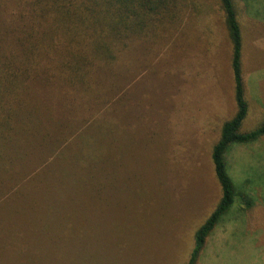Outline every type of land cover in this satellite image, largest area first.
Here are the masks:
<instances>
[{"label":"trees","instance_id":"trees-1","mask_svg":"<svg viewBox=\"0 0 264 264\" xmlns=\"http://www.w3.org/2000/svg\"><path fill=\"white\" fill-rule=\"evenodd\" d=\"M244 1L248 8L259 2L253 9L264 20V0ZM218 3L231 46L236 112L211 148L221 197L196 230L187 264L198 263L209 233L233 204L226 153L264 137V124L240 132L248 112L243 36L233 1ZM176 6L177 0H0V197L6 174L19 182L0 204L8 211L1 218L13 217L12 232L26 227L23 237L45 249L42 264H59L64 256L78 264L83 254L96 258L92 252L107 248V141L135 130L141 136L145 120L142 102L119 89L133 79L128 75L148 26L173 21ZM243 203L253 207L245 197ZM114 225L116 240L130 230ZM24 258L11 263L40 264Z\"/></svg>","mask_w":264,"mask_h":264},{"label":"rangeland","instance_id":"rangeland-1","mask_svg":"<svg viewBox=\"0 0 264 264\" xmlns=\"http://www.w3.org/2000/svg\"><path fill=\"white\" fill-rule=\"evenodd\" d=\"M232 1L243 36L248 112L240 132L247 133L264 124V20L254 10L259 2L253 9ZM175 9L173 21L148 26L128 75L133 79L119 89L142 102L145 120L141 136L135 130L107 141V248L75 263L187 264L196 230L220 200L210 152L236 112L231 46L218 0H177ZM225 160L234 201L197 264H264V137L233 146ZM3 181L0 204L19 186L9 174ZM244 197L252 208L245 210ZM5 209L0 206V264L22 256L42 264L45 249L23 237L25 226L12 232L13 217L1 218ZM117 223L130 227L118 240ZM59 264L74 263L64 256Z\"/></svg>","mask_w":264,"mask_h":264},{"label":"crops","instance_id":"crops-1","mask_svg":"<svg viewBox=\"0 0 264 264\" xmlns=\"http://www.w3.org/2000/svg\"><path fill=\"white\" fill-rule=\"evenodd\" d=\"M206 244H207V241H206L205 246H204V248H203V250H202V252H201L200 255H203V252H204V249H205V247H206Z\"/></svg>","mask_w":264,"mask_h":264}]
</instances>
